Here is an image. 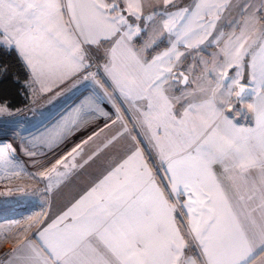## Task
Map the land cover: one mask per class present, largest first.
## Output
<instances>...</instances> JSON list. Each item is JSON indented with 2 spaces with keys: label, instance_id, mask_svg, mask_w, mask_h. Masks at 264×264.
Returning <instances> with one entry per match:
<instances>
[{
  "label": "snow or ice",
  "instance_id": "6c2138e0",
  "mask_svg": "<svg viewBox=\"0 0 264 264\" xmlns=\"http://www.w3.org/2000/svg\"><path fill=\"white\" fill-rule=\"evenodd\" d=\"M121 2L143 23H130ZM140 9V0H0V50L15 52L42 87L52 76L74 81L34 141L51 151L90 120L113 113L112 123L128 131L123 116L130 111L131 130L142 129L155 153L150 165L139 147L129 150L38 233V246L29 241L6 253L7 264H264V0H193L165 12L159 29L147 23L158 13L142 17ZM161 44L170 47L151 55ZM211 45L218 51L210 58L188 53L194 63L184 71L199 69L191 81L197 87L177 95L179 83L189 84L178 46L199 55ZM246 62L250 90L239 86ZM7 71L0 64V78ZM233 95L241 102L256 97L248 104L254 127L224 116ZM7 149L0 148V165L23 171ZM80 150L77 144L48 169L45 192L67 177L68 158ZM70 215L72 223L60 228Z\"/></svg>",
  "mask_w": 264,
  "mask_h": 264
},
{
  "label": "rangeland",
  "instance_id": "374dc122",
  "mask_svg": "<svg viewBox=\"0 0 264 264\" xmlns=\"http://www.w3.org/2000/svg\"><path fill=\"white\" fill-rule=\"evenodd\" d=\"M153 12H157L158 14L153 17V21H147V23L159 29L158 24H160V22L162 23L164 11L156 7ZM135 23L142 24L143 21H135ZM100 63H102V61ZM91 71H97L95 62ZM100 71L102 73V69ZM29 74L30 78L27 86L30 92V104L18 112L11 111L5 105L0 104V107L6 109L0 112V148L4 145H10V149H7V151L12 153L10 158L13 159L15 163H19L23 166L22 171L20 169L10 168L6 165H0V205H2L0 213H13L12 217H10L11 219L6 218L8 221L4 224L3 228L5 233L2 235L0 234V258L9 250L15 238L19 236L16 235L17 230L21 231V228L24 227H29V230H31L38 224L44 213H61L69 206L71 200L83 190L87 184H90L89 180H87V182L83 181L82 183L77 178L80 179V176H82L85 180L90 176L92 177L93 174L95 179H97V177H100V173H97L99 172L97 171L99 168L97 167V163L104 160L105 169L103 170H106V167H108L107 163L112 167L119 161H122L129 150H133L134 143H136L137 140L146 142L142 129L137 126L135 131L131 130L132 121L135 120V116L131 115L129 111V113L125 114L126 120H123V124L128 129V131H125L127 132V136L130 135L131 137L126 138L125 145L120 148L121 151L117 150L116 146L111 147V144H108L107 150L111 151L112 148L115 152L105 153L103 156L101 152V147L103 145L101 142L102 138L99 137L98 140H95L92 144V146H94L93 153L87 155L86 153L79 152L75 154V160H72L71 157L68 158L67 163L69 164V170L67 177L63 178L61 183L53 188L52 191L45 192L44 189L48 181L43 177L48 169L52 167L56 160L66 156L77 144H81V146L87 145L82 143L86 140L84 135L92 134L102 126H105V124H110L112 122L110 119H112L113 114L110 119L100 117L92 120L90 124L87 123L88 125L82 126L79 130L69 135L58 148L49 151L46 147L34 141L33 137L37 136L39 131L43 130L44 126L48 123L49 119L60 111L66 99L71 95L68 89L74 81L71 80V82L69 80V82H71L69 87L63 88L57 92V90H53L54 86L57 85L56 76L45 78L42 87L40 83L32 80L31 73ZM47 89H50V91ZM237 89L238 86H235V91H237ZM57 99L59 100L57 101ZM240 103L241 100L234 96L229 109L233 112L235 111L232 109L233 107L239 109L240 107L243 108V104ZM129 115H131V120L128 118ZM117 125L122 126L121 122H118L111 129L117 128ZM122 129L123 132L124 127ZM137 132L140 133L139 136H137ZM108 133L110 132L108 131L104 134L107 135ZM113 142H118V138ZM148 151L151 153L150 149ZM144 156L151 165L150 161L155 158V154L151 153V155H149V157L151 156L152 158L151 160L147 158L145 151ZM89 157L92 158L89 159ZM85 161H87L88 164L86 169L82 166L84 167L83 169L80 165L85 164ZM89 163L94 164L91 169H89ZM72 164H76L77 167L72 168ZM153 170L156 172L155 168H153ZM60 171H65V169L61 167ZM90 171H92V174H90ZM156 175L159 176V182L161 179L165 183L163 172ZM23 192L34 194L24 197L22 196ZM55 196H57V198L54 199L53 197Z\"/></svg>",
  "mask_w": 264,
  "mask_h": 264
},
{
  "label": "crops",
  "instance_id": "0c3cea01",
  "mask_svg": "<svg viewBox=\"0 0 264 264\" xmlns=\"http://www.w3.org/2000/svg\"><path fill=\"white\" fill-rule=\"evenodd\" d=\"M105 2H110V0H105ZM140 2H141L140 14H141L142 17H144L146 15L147 16L148 15H151V13L153 11H155L156 7H157V9H159L161 11H164V13L165 12H167V13L176 12L180 8L187 7L190 4H192L193 3V0H171V3H169L167 5L164 3V0H140ZM120 7H121V14L124 15L128 19V21L130 23H133V21L130 19V17L132 19H134V20H135V17L129 15L128 11L125 10V5H124L123 2H121ZM166 18L167 17L163 15L162 23L160 22V24H158L159 28H162L163 27V20L166 19ZM165 36H167V33H165ZM208 39L211 40L212 37H209ZM205 44H207V41H205ZM167 47H170V45H168ZM167 47H165V48H163V50L158 51L156 53H153L151 55H156V54H158V53L166 50ZM203 47H204V45H201V48H203ZM178 51L179 52H182V53H185V56H182L180 58V60L182 61V63L181 62H177V63L179 65V71H182V72H184L185 75L189 76V84L185 85L183 83H179L176 86V88L178 89L176 91V94L177 95L180 94L179 93V90L188 89L189 91H191V90H193V89H195L197 87V85L194 84V83H191V81H192V79H193L194 76L199 75V69L198 68L197 69H194V71L191 74L188 73V72H186V71H184L188 67V65L194 63V60H193L192 56H189L188 53H192L193 55H195L196 56V60L198 61L200 59V57H204L206 59L207 58H210L213 52L218 51V48H217L216 45H211V46L207 47L206 51L199 52V55H196L197 50H195V49H185L184 46H178ZM174 71H176V69H174ZM227 71H228V75L229 76H234L235 75V72H236V68L235 67L229 68V69H227ZM29 73H30V70H29ZM250 73H251V69L247 66V62H246L244 68L242 69V75L239 77V81H240V85L239 86L245 85L246 86V89H248V90H250L251 87H252V85L249 83V81L251 80ZM71 82L65 81L64 83H60L59 80H58V78H57V85L54 86L53 90H57V92H58V91H60L63 88H68L69 85L71 84ZM72 83H74V82H72ZM239 86H238L237 91H239ZM197 95H199V93H197ZM234 96L235 95H233L231 97L232 102H233V97ZM58 100L59 99H57V101ZM254 100H256V97H252V99L244 98L243 102L240 103V104H243V108L242 107H240V109L237 108V107H233L232 108V109L235 110V111H233L234 113L236 112L235 114L232 112L231 109H229V107H231V106L225 105L224 108H223V114H224V116H227L229 119L233 120V123L237 124L240 127H254L255 126V114L248 107V104L253 103ZM176 107L177 108H180V105H176ZM112 116L113 117H112V119H110V121H113V120L116 119L114 113H113ZM124 119H125V115L123 116V120ZM91 121L92 120H90L88 122V124H90ZM116 124H113L111 122L110 124H108L109 127L102 126L99 130H97L96 132H93L92 134H87V135L85 134L84 135V137L86 138L85 141H88V142L85 143L87 145H82L81 146V148H83V149H81L79 152L80 153H86L87 155L90 154V153H93L94 152V148H93L94 146H92V144H93V142L95 140L97 141L99 137L102 138V141L101 142H102L103 145L101 147V152H102L103 156H104L105 153H109V152L113 153V152H115V151L112 150V148H111V151H108L107 150L108 146L105 147V145L108 144V141L111 140L113 136H117V133L118 132H122V130H123L122 128L123 127L122 126H119V125H117V128L111 129ZM108 131L110 133H108L107 135H105L104 133L105 132H108ZM94 133H97V135L94 136L93 135ZM123 133H124L123 135H119L117 137L118 138V142L111 143V147L112 146H116L117 150H120V148L125 145L126 138L127 137H131V136L130 135L127 136V132H125V131H123ZM89 137H92V139L89 140ZM137 147H139L143 152L145 151V149H147V150L150 149L151 153L155 154L151 150L150 146L147 145L146 142L145 143H141L140 140H137L136 143H134L133 149H135ZM102 159H103V157H102ZM103 162H104V160L101 161V162H99V163H97V167H99L98 170H97L99 172H97V173L98 174L100 173V177H97V179H95V177L93 176L92 171H90V174H92V177L90 176V177L86 178L85 180H84V177H82V176H80L81 177L80 179L77 178L82 183H83V181L87 182V180H89L90 181V184H87L86 187L83 190H81L71 200L69 206L65 210H63L61 213H57V212H55V213H44L42 215L41 219L39 220L38 224L34 228H32L31 230H29L30 229L29 227H27V228L26 227L21 228L22 229L21 231L17 230V232H16L17 234L16 235H19V236H17V238H15V241L13 242V244L11 245V247L9 248V250L6 253H11L14 249H16L17 247H19V246H21V245H23V244H25V243H27L29 241H31L33 243V245L38 246L41 243V240H40V238L38 236V233L40 231H42L45 227H47L49 224L53 223V221L57 220L61 215H63V213L67 212L70 208H72V206L76 203V201L79 200L80 197L85 192H87L99 179L103 178V176L106 175L108 171H110L113 167H115L116 165H118L122 161H119L117 164H115L112 167H110L108 165V163H107V166L108 167H106V170H103V169H105ZM87 164H88V162L85 163V164H83V166L85 167V169L87 167ZM89 164H90V168L89 169H91L94 164L93 163H89ZM84 167H82V168L84 169ZM153 172H154V170H153ZM95 176H97V175H95ZM77 179H75V180H77ZM156 179L159 182L158 176L156 177ZM92 180H93V183H92ZM166 183H167V177L165 176V184ZM53 198L55 199V198H57V196H55ZM186 199H187V197H181V200H186ZM54 201H56V200H54ZM12 215H13V213H0V234L1 235L5 233V231L3 229L4 228V224L7 223V221H8L7 219H11L10 217H12ZM71 223H72V217L70 215L68 217V219H66L64 221L63 224L59 225V227L60 228H63L65 224H71ZM5 254H3V256L0 258V264H7V258L5 257Z\"/></svg>",
  "mask_w": 264,
  "mask_h": 264
},
{
  "label": "trees",
  "instance_id": "16d2710c",
  "mask_svg": "<svg viewBox=\"0 0 264 264\" xmlns=\"http://www.w3.org/2000/svg\"><path fill=\"white\" fill-rule=\"evenodd\" d=\"M130 19L135 22L136 20ZM168 44H161L151 54L163 50ZM0 64L7 66V74L0 78V104L5 105L11 111H20L30 104V92L27 83L30 78L29 71L24 62L15 52L6 53L0 50ZM147 158L149 151L145 149ZM152 163V161H150ZM159 177V176H158ZM161 186L165 183L160 179Z\"/></svg>",
  "mask_w": 264,
  "mask_h": 264
},
{
  "label": "water",
  "instance_id": "95a60500",
  "mask_svg": "<svg viewBox=\"0 0 264 264\" xmlns=\"http://www.w3.org/2000/svg\"><path fill=\"white\" fill-rule=\"evenodd\" d=\"M241 86H243V87H245V88H246V86H245V85H241Z\"/></svg>",
  "mask_w": 264,
  "mask_h": 264
}]
</instances>
